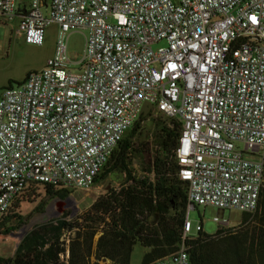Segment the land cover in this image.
<instances>
[{
    "label": "built area",
    "instance_id": "2783aa9c",
    "mask_svg": "<svg viewBox=\"0 0 264 264\" xmlns=\"http://www.w3.org/2000/svg\"><path fill=\"white\" fill-rule=\"evenodd\" d=\"M0 18L42 45L39 70L0 89V222L28 182L88 190L144 104L176 119L187 182L182 242L151 264H190L199 206L253 212L264 186V0H0ZM84 35L71 59L67 33ZM218 228L229 220L214 216Z\"/></svg>",
    "mask_w": 264,
    "mask_h": 264
},
{
    "label": "trees",
    "instance_id": "16d2710c",
    "mask_svg": "<svg viewBox=\"0 0 264 264\" xmlns=\"http://www.w3.org/2000/svg\"><path fill=\"white\" fill-rule=\"evenodd\" d=\"M145 118L134 121L94 178L93 184H97L118 172L124 176L119 188L100 195L73 220L65 212L35 225L21 238L12 256L0 255V264H131L135 245L145 249L140 264H151L179 249L188 186L179 177L175 156L180 124L169 118L157 128L150 167L137 174L133 158L149 153L144 149L147 144L138 142ZM41 191L47 199H64L71 193L69 189L28 182L10 201L0 233L13 230L14 221L22 223L20 211L34 204ZM45 204L46 200L40 201L35 209L42 211ZM241 213L235 232L228 228H218L212 234L201 230L194 239L186 240L190 264H264V186L253 213Z\"/></svg>",
    "mask_w": 264,
    "mask_h": 264
},
{
    "label": "rangeland",
    "instance_id": "374dc122",
    "mask_svg": "<svg viewBox=\"0 0 264 264\" xmlns=\"http://www.w3.org/2000/svg\"><path fill=\"white\" fill-rule=\"evenodd\" d=\"M16 28L17 19L3 21L0 18V89L21 81L30 71L41 69L54 52L57 40V28L55 26L51 25L46 29L42 45L26 43L23 38L16 35ZM83 47V33L79 31L67 33V50L71 59L79 60L83 53ZM145 117L142 123L144 132L138 142L146 143L147 147H144V149L149 150V153H142L133 158L132 167L137 174H140L143 168L150 167L152 162L151 152L154 150V134L163 122L170 121L169 118L161 114H150L149 116L147 114ZM123 180L124 176L122 174L112 172L105 179L93 184L88 190L71 189V193L64 199H60L57 196L47 199L44 191H41V197L34 204L26 206L20 211L22 223L17 225V221H14L11 223L14 226L13 230H10L7 234L0 233V255L4 257L12 256L22 235L37 224L59 217L65 212H67L68 219L77 218L100 195H103L109 189L119 188L120 184L124 182ZM43 200H46L44 209L42 211L35 209L38 203ZM48 211H52L50 215ZM214 216H222L228 219L229 225L227 228L233 231L242 219V213L239 211L199 206L190 210L188 214L193 232L196 233L195 226L201 223L203 232L208 234L215 233L218 225L213 221ZM2 230L3 228L1 227L0 231ZM144 252V248L135 245L131 254V264H140ZM104 262L101 261L99 264Z\"/></svg>",
    "mask_w": 264,
    "mask_h": 264
},
{
    "label": "water",
    "instance_id": "95a60500",
    "mask_svg": "<svg viewBox=\"0 0 264 264\" xmlns=\"http://www.w3.org/2000/svg\"><path fill=\"white\" fill-rule=\"evenodd\" d=\"M150 107L151 105L150 104H144L140 110V113L137 117V119H140L142 116H146L150 110ZM25 234L22 235V237L24 236ZM21 237V238H22Z\"/></svg>",
    "mask_w": 264,
    "mask_h": 264
},
{
    "label": "crops",
    "instance_id": "0c3cea01",
    "mask_svg": "<svg viewBox=\"0 0 264 264\" xmlns=\"http://www.w3.org/2000/svg\"><path fill=\"white\" fill-rule=\"evenodd\" d=\"M103 264H111V262H109V261H105Z\"/></svg>",
    "mask_w": 264,
    "mask_h": 264
},
{
    "label": "bare ground",
    "instance_id": "6f19581e",
    "mask_svg": "<svg viewBox=\"0 0 264 264\" xmlns=\"http://www.w3.org/2000/svg\"><path fill=\"white\" fill-rule=\"evenodd\" d=\"M52 211H48V214L50 215ZM23 231H25V229H23Z\"/></svg>",
    "mask_w": 264,
    "mask_h": 264
}]
</instances>
